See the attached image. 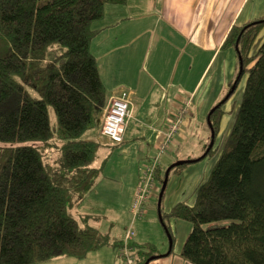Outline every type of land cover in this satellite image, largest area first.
<instances>
[{
  "label": "trees",
  "instance_id": "16d2710c",
  "mask_svg": "<svg viewBox=\"0 0 264 264\" xmlns=\"http://www.w3.org/2000/svg\"><path fill=\"white\" fill-rule=\"evenodd\" d=\"M126 1L0 0V264L80 259L108 242L73 210L101 173L93 162L106 88L90 50L93 24L105 5ZM263 26L264 16L234 25L225 39L238 56L237 82L246 77L222 147L215 140L220 101L207 114L212 146L168 171L178 175L189 163L214 157L192 204L159 207L171 242L164 218L191 224L180 256L192 264H264V41L250 53ZM164 177L157 174L159 190ZM154 252L137 246L136 264Z\"/></svg>",
  "mask_w": 264,
  "mask_h": 264
},
{
  "label": "crops",
  "instance_id": "0c3cea01",
  "mask_svg": "<svg viewBox=\"0 0 264 264\" xmlns=\"http://www.w3.org/2000/svg\"><path fill=\"white\" fill-rule=\"evenodd\" d=\"M262 16L264 0H127L124 4L105 5L103 18L93 24L97 32L90 42V50L106 88V103L112 95L127 90L130 115L121 142H112L100 133L96 137L101 145L93 165L101 166L100 177L73 210L76 216L86 215L88 225L108 235V242L103 246L117 252L122 237L111 235V229L100 231L95 221L121 206L131 214L130 224L135 221L130 204L142 184L143 170L165 142L164 134L177 117L181 118L180 125L159 157L157 182L154 175L155 189L146 202L144 214L150 202L159 197L157 174L159 177L168 174L169 190H174L179 180L177 190L181 197L169 201L170 205L164 210H170L181 201L192 204L193 191L208 176L213 162L209 164L202 159L189 163L178 175L166 174V170L179 160L199 157L191 156V150L181 152L178 149L191 140L197 128L208 133L207 114L220 101L224 102L223 115L215 140L218 141L216 145L223 143L227 136L225 118H230L227 122L230 131L238 107L233 98L237 85L231 96L228 92L236 80L239 62L235 49L227 45L225 39L232 26H241ZM99 22L101 24L95 26ZM118 25H122L121 28ZM263 41L264 26L250 48L251 55L256 54ZM104 58L109 62L100 63ZM132 59H136L133 67ZM107 71L110 73L106 74ZM117 72L124 76L123 79L116 77ZM179 156L185 158L178 159ZM123 218L128 219L127 215ZM167 220L169 228L170 225L172 229L174 226L180 228L179 237L170 228L176 246L172 241L161 260H157L163 257L155 250L145 264H192L180 256L191 224L175 218ZM130 245L138 259L136 247L147 250L153 244H141L133 238ZM99 248L90 253L98 252ZM107 256L108 253L101 255L104 261H108ZM73 260L77 264L74 256H58L35 264H73Z\"/></svg>",
  "mask_w": 264,
  "mask_h": 264
},
{
  "label": "rangeland",
  "instance_id": "374dc122",
  "mask_svg": "<svg viewBox=\"0 0 264 264\" xmlns=\"http://www.w3.org/2000/svg\"><path fill=\"white\" fill-rule=\"evenodd\" d=\"M126 21H129V20H126ZM131 22H133L132 19H131ZM147 22H149V21L147 20ZM100 24L101 23L99 22L95 26H97V25L99 26ZM118 26L121 28L122 25H118ZM113 30L114 29H112L111 32H113ZM55 46L59 47L57 44H55ZM51 52L55 53V52H59V50L57 48L53 47V50ZM135 60L136 59L131 60L132 61L131 66L132 67L135 64ZM105 62H109L108 59L104 58L101 60L100 63H105ZM109 73H110V71L106 72V74H109ZM101 74H102V72H101ZM102 75H104V74H102ZM118 76L120 79H123V77H124L123 75H121L119 73L116 77H118ZM245 77H246L245 74L242 75V77L240 78V80L236 86L237 87L236 94L233 96L234 101H236L235 105L239 104L241 94H242V90H243ZM233 106H234V104H233ZM49 119H50L51 127L54 130H57L56 118H55V114H54L52 107L49 108ZM229 120H230V118H225V132H227L225 135H227L229 133L228 124H227V122ZM225 138H226V136H225ZM210 141H211V133H210L209 128H208V133L206 131L200 129V128H197L196 130H194L192 132L191 140L187 141L184 144V146H180L181 149H178V150L181 152L191 150L192 151L191 156H196V155L202 156L207 151V149L209 148ZM217 143H218V141H216V144ZM222 145L223 144H221L220 146L217 145L216 147L219 149L220 147H222ZM183 158H185V157L179 156L178 159H183ZM204 159H206V161L209 164H212L214 157L208 156ZM179 161H183V160H179ZM168 182H169V180L167 181V184H168ZM178 183H179V180L176 181V184L174 185V190H169L170 185H169V187H167V184H166L163 199L159 203L160 204L159 207L163 211H166L164 209L168 205H170L169 201H175L176 199L178 200L181 197L180 190H177ZM183 193H185V192H183ZM186 196L187 195H185L184 197H186ZM150 203H151V206H149L147 208L146 213L142 217L137 218V219H135L134 222H132V226L134 227V230H135L134 239H136V241L141 243V244L146 243V242L153 244L150 246H154L156 252L159 253L158 255H161L160 257H163V255H165L167 253V251L171 245L170 243H172V242L170 241L171 239H170V237H169L166 229L164 228V225L162 224L161 219L159 217L158 199H155V200L153 199L152 202H150ZM104 211H105V214L108 215L106 210H104ZM124 215H127V218H128L127 220H125L123 218ZM164 221L168 225L167 218H164ZM130 222H131V214L128 212L127 209H126V211H124L122 209V206H121V208H119L117 211L110 213L109 216L101 217L100 219L95 221L94 225L97 228H99L100 231H107L108 229H111V235H114L115 237L120 239L121 237L123 238L126 227L130 224ZM110 225L112 228L110 227ZM169 225H170V223H169ZM170 228H171L172 233L174 232L177 234L176 236H178V237L180 236L178 234V231L180 230V228H178V227L176 228L174 226L172 229L171 225H170ZM174 243L176 246L177 241H175V240L173 241V246H174ZM90 252H92V251H90ZM106 253H108V256H107L108 261H104L101 257V255H105ZM117 256H118V254H117V252H115V250H113L110 247L107 248V247L103 246V247L99 248L98 252L90 253L84 259H81V258H80L81 260L77 259L78 260L77 264L79 263V261H80V264H108L110 261L112 262V264H114V263L120 264L121 259H119L118 258L119 256L118 257ZM70 257H72V256H70ZM161 259H164V257L159 258L157 260H161ZM74 260H73V264H75ZM114 260H115V262H114Z\"/></svg>",
  "mask_w": 264,
  "mask_h": 264
},
{
  "label": "built area",
  "instance_id": "2783aa9c",
  "mask_svg": "<svg viewBox=\"0 0 264 264\" xmlns=\"http://www.w3.org/2000/svg\"><path fill=\"white\" fill-rule=\"evenodd\" d=\"M129 99V92L127 90H121L110 97L103 108V116L100 123V133L102 135L116 142L122 140L126 128V121L130 115ZM180 122L181 118L177 117L169 124L168 131L164 134L165 142L160 144L156 156L152 158L150 163H148L143 170L141 178L142 184L136 190L130 204L133 220L144 214L146 202L151 191L155 189L154 175L159 163V157L172 138V135L178 130ZM134 236L135 230L131 223L127 226L124 236L117 248L118 256L121 258L122 264H136L133 249L130 245Z\"/></svg>",
  "mask_w": 264,
  "mask_h": 264
},
{
  "label": "water",
  "instance_id": "95a60500",
  "mask_svg": "<svg viewBox=\"0 0 264 264\" xmlns=\"http://www.w3.org/2000/svg\"><path fill=\"white\" fill-rule=\"evenodd\" d=\"M238 78H239V75L237 76L236 80L234 81L231 90L228 92V95H229L230 93H232L233 89L235 88L236 83H237V79H238ZM213 143H214V138H213V134L211 133V141H210V145H209V147H211ZM185 161H190V160L187 159V160H183V161H177V162L171 164V165L168 167V169L166 170V174L168 173V171H169V169L171 168L172 165L182 164V163L185 162ZM166 183H167V176H165V178H164V180H163V183H162V186H161V188H160V191H159V198H158V203H160V199H161V196H162L163 191H164V189H165ZM170 244H171V243H170Z\"/></svg>",
  "mask_w": 264,
  "mask_h": 264
}]
</instances>
